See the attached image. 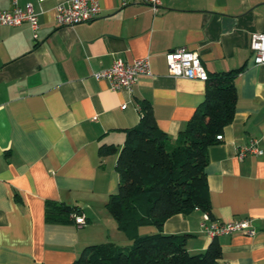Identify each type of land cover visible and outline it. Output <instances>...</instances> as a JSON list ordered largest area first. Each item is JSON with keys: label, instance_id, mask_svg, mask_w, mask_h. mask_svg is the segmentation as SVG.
<instances>
[{"label": "crops", "instance_id": "1", "mask_svg": "<svg viewBox=\"0 0 264 264\" xmlns=\"http://www.w3.org/2000/svg\"><path fill=\"white\" fill-rule=\"evenodd\" d=\"M68 1L18 0L39 14L36 37L27 22L0 24V264H70L89 244L131 243L106 207L118 191L126 129L139 122L145 101L176 138L205 99L206 81L170 74L166 53L179 47L198 51L210 74L242 67L234 119L209 147L205 174L211 219L248 217L257 229L218 236L223 261L264 264V63L250 50L252 34L264 33V0H162L157 11L139 0H98L96 18L60 26L56 7ZM13 7L0 0L1 9ZM147 56L151 73L131 92L94 76L118 58ZM254 139L262 153L240 159L238 150ZM103 145L117 151L101 156ZM48 200L80 206L86 223L46 222ZM203 216L200 209L175 214L162 230L188 234L189 250L204 251L214 237Z\"/></svg>", "mask_w": 264, "mask_h": 264}, {"label": "trees", "instance_id": "2", "mask_svg": "<svg viewBox=\"0 0 264 264\" xmlns=\"http://www.w3.org/2000/svg\"><path fill=\"white\" fill-rule=\"evenodd\" d=\"M241 70L209 73L205 99L176 138L159 127L152 105L140 102L139 122L126 129L117 159L118 191L106 203L131 243L89 244L70 264H226L218 237L204 251L193 253L187 246L188 234L165 233L162 228L169 217L195 209L214 219L205 174L208 150L234 119L235 78ZM116 151L115 145H103L99 154ZM82 212L78 205L48 200L45 221L74 223V214ZM150 225L157 231L139 232L141 226Z\"/></svg>", "mask_w": 264, "mask_h": 264}, {"label": "built area", "instance_id": "3", "mask_svg": "<svg viewBox=\"0 0 264 264\" xmlns=\"http://www.w3.org/2000/svg\"><path fill=\"white\" fill-rule=\"evenodd\" d=\"M12 1L14 7L11 10L0 8V24L16 26L27 22L36 37L37 30L40 26L39 14L35 11L32 4H27L25 8H22L18 5V0ZM139 1L147 3L154 11H157L162 7V0ZM128 2V0H125L123 4L125 5ZM56 11V22L58 25L73 26L96 18L101 12V5L98 0H70L58 4ZM250 50L254 55L256 64L264 63V33L252 34ZM166 61L170 74L175 77H186L201 81H206L209 78V72L203 65L200 55L196 50H191L187 47L175 48L166 53ZM150 73V58L147 56L137 58L133 62H125L118 58L113 62L112 66L94 72V76L98 79H107L113 90H126L131 92L133 85L138 80L139 76ZM222 138V134L217 135L218 140ZM249 153H262L256 139L252 140L249 146L238 150V156L240 159H243ZM73 217L74 223L78 226H82L86 223L83 214H74ZM201 225L205 232L212 237L230 235L236 232L255 235L257 232L252 219L248 217L239 218L230 222H218L212 220L209 213L204 212Z\"/></svg>", "mask_w": 264, "mask_h": 264}, {"label": "rangeland", "instance_id": "4", "mask_svg": "<svg viewBox=\"0 0 264 264\" xmlns=\"http://www.w3.org/2000/svg\"><path fill=\"white\" fill-rule=\"evenodd\" d=\"M121 234H124V233L121 232ZM118 245H122V246H124V245H129V244H126V243H119Z\"/></svg>", "mask_w": 264, "mask_h": 264}]
</instances>
